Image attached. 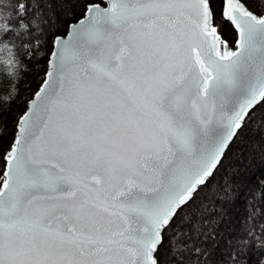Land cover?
Instances as JSON below:
<instances>
[{
    "label": "snow or ice",
    "instance_id": "1",
    "mask_svg": "<svg viewBox=\"0 0 264 264\" xmlns=\"http://www.w3.org/2000/svg\"><path fill=\"white\" fill-rule=\"evenodd\" d=\"M0 264H264V0H0Z\"/></svg>",
    "mask_w": 264,
    "mask_h": 264
},
{
    "label": "rangeland",
    "instance_id": "2",
    "mask_svg": "<svg viewBox=\"0 0 264 264\" xmlns=\"http://www.w3.org/2000/svg\"><path fill=\"white\" fill-rule=\"evenodd\" d=\"M23 91H27V89H23Z\"/></svg>",
    "mask_w": 264,
    "mask_h": 264
},
{
    "label": "trees",
    "instance_id": "3",
    "mask_svg": "<svg viewBox=\"0 0 264 264\" xmlns=\"http://www.w3.org/2000/svg\"><path fill=\"white\" fill-rule=\"evenodd\" d=\"M21 83H23V81H21Z\"/></svg>",
    "mask_w": 264,
    "mask_h": 264
}]
</instances>
